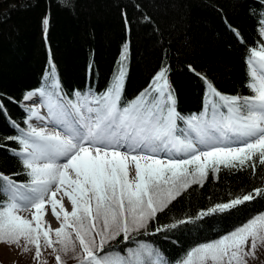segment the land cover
<instances>
[{
  "label": "snow or ice",
  "instance_id": "1",
  "mask_svg": "<svg viewBox=\"0 0 264 264\" xmlns=\"http://www.w3.org/2000/svg\"><path fill=\"white\" fill-rule=\"evenodd\" d=\"M48 24L46 16L45 32ZM260 24L264 37V19ZM246 65L251 94L244 96L222 93L189 65L206 85L208 104L204 113L187 120L176 110L167 67L123 106V68L103 93L77 91L73 100L65 99L53 67L51 83L24 97L26 101L42 97L47 114L35 107L26 109L28 130L13 121L20 134L4 138L20 145L14 151L30 179L17 183L0 173V194L5 197L0 203V243L23 246L24 251L33 247L37 260L42 249H51L57 264H65L64 256L77 264H169L137 237L191 221L149 233L158 214L193 185L203 186L210 174L218 176L221 168L248 167L255 174L257 165L264 167V42L249 49ZM0 113H6L3 104ZM33 119L57 130L34 127ZM178 121L187 124V132L180 130ZM257 197H264V188L218 203L200 217L230 213ZM49 209L59 224L56 228L46 220ZM121 241L135 246L124 254L106 251ZM259 245H264V212L191 248L175 264H246L247 257L255 258Z\"/></svg>",
  "mask_w": 264,
  "mask_h": 264
},
{
  "label": "trees",
  "instance_id": "2",
  "mask_svg": "<svg viewBox=\"0 0 264 264\" xmlns=\"http://www.w3.org/2000/svg\"><path fill=\"white\" fill-rule=\"evenodd\" d=\"M262 19L264 0H0V104L6 109L0 113V173L28 183L15 154L20 145L4 138L20 134L13 121L27 131L24 97L51 83L53 67L65 99L73 100L77 91L103 93L123 68L121 106L167 67L176 110L187 120L204 113L208 104L206 85L189 65L222 93L251 94L246 60L249 49L264 42L259 32ZM178 125L185 132L187 124ZM258 187L264 188V167L257 165L255 174L248 167L221 168L218 176L210 174L203 186L193 185L159 213L149 233L180 220L191 222L137 239L175 264L191 248L264 212V197H257L230 213L200 217L202 211ZM4 200L0 194V203ZM134 246L121 241L107 250L124 252Z\"/></svg>",
  "mask_w": 264,
  "mask_h": 264
},
{
  "label": "rangeland",
  "instance_id": "3",
  "mask_svg": "<svg viewBox=\"0 0 264 264\" xmlns=\"http://www.w3.org/2000/svg\"><path fill=\"white\" fill-rule=\"evenodd\" d=\"M125 49V47H123ZM40 100L43 101V98L40 97ZM23 104L28 106V103L23 101ZM47 113V111H46ZM41 114V112H40ZM38 119H33L30 121L32 126L39 128L38 126ZM27 125V124H26ZM28 130V125H27ZM53 131V130H50ZM188 131V126L185 128V132ZM160 155H164L163 153H160ZM67 201V200H66ZM65 206L69 208L70 205L65 203ZM23 215H29L28 213H22ZM46 220H48L51 223V226L53 228H56L59 226L58 222L51 216V212L49 209L48 215L46 216ZM108 248H106V251ZM115 253L116 251H110ZM124 252H120L121 254H124ZM55 255L51 249H42V255L39 260L35 259V249L33 247H30L28 251L23 250V246L16 247L15 245H9L6 243H0V264H57L55 260ZM101 255H104V253H101ZM62 259L65 261V264H77V261L74 258H71V256H64ZM246 264H264V245H259L255 258H252L251 256L246 258Z\"/></svg>",
  "mask_w": 264,
  "mask_h": 264
},
{
  "label": "bare ground",
  "instance_id": "4",
  "mask_svg": "<svg viewBox=\"0 0 264 264\" xmlns=\"http://www.w3.org/2000/svg\"><path fill=\"white\" fill-rule=\"evenodd\" d=\"M24 101L26 103H28V105L30 107L37 108L39 110V112H41V115H46L47 114L46 113L47 109L45 108L46 106H45L44 102L42 100H40V97L39 96H34L32 100H27L26 101L24 99ZM36 123H38V126L39 127H45V126H47V130L48 131H50V130H53V131L57 130L56 126L52 125L51 123H48L46 125L44 121H40V120H38V122H36ZM65 203H67L66 200H65Z\"/></svg>",
  "mask_w": 264,
  "mask_h": 264
}]
</instances>
